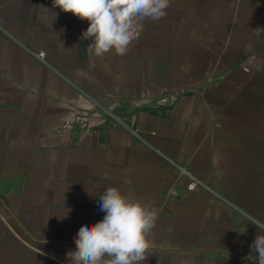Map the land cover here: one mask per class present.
<instances>
[{
	"label": "crops",
	"instance_id": "1",
	"mask_svg": "<svg viewBox=\"0 0 264 264\" xmlns=\"http://www.w3.org/2000/svg\"><path fill=\"white\" fill-rule=\"evenodd\" d=\"M88 27L0 0V264H69L107 187L157 211L143 264H255L264 0H169L101 56Z\"/></svg>",
	"mask_w": 264,
	"mask_h": 264
},
{
	"label": "clouds",
	"instance_id": "2",
	"mask_svg": "<svg viewBox=\"0 0 264 264\" xmlns=\"http://www.w3.org/2000/svg\"><path fill=\"white\" fill-rule=\"evenodd\" d=\"M52 3L54 8L88 21L82 38H91L89 48L96 56L117 47L127 52L140 38L144 21L162 19L169 7V0H52ZM98 198L104 216L96 223L89 220L82 225L77 234L80 246L71 249L69 264H143L148 257V236L157 220V211L133 193H124L117 187L105 188ZM250 248L252 253H258L250 256L255 264H264V231L256 236Z\"/></svg>",
	"mask_w": 264,
	"mask_h": 264
},
{
	"label": "built area",
	"instance_id": "3",
	"mask_svg": "<svg viewBox=\"0 0 264 264\" xmlns=\"http://www.w3.org/2000/svg\"><path fill=\"white\" fill-rule=\"evenodd\" d=\"M44 58H45V54H44V53H40V54H39V59L43 60ZM198 185H199L198 182L195 181V180H193V181L190 183V185H189V189H190V190H193V189L197 188Z\"/></svg>",
	"mask_w": 264,
	"mask_h": 264
}]
</instances>
